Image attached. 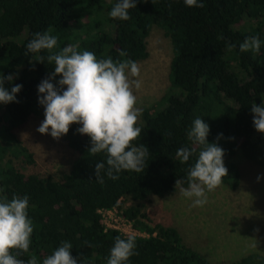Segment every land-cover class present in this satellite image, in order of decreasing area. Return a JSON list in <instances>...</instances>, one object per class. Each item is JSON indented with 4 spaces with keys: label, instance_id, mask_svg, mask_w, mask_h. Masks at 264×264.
I'll return each instance as SVG.
<instances>
[{
    "label": "trees",
    "instance_id": "trees-1",
    "mask_svg": "<svg viewBox=\"0 0 264 264\" xmlns=\"http://www.w3.org/2000/svg\"><path fill=\"white\" fill-rule=\"evenodd\" d=\"M201 2L204 8H189L184 0H136L130 19L120 21L102 15L104 0H0V74L14 77L11 84H4L9 91L22 85L18 102L0 104V199L29 197L34 231L29 253L21 259L35 255L42 264L62 241H68L77 264H107L115 237H127L105 230L100 211L120 207L126 199L134 205L124 209V217L149 235L135 237L138 254L128 264H215L187 245L177 229L148 226L143 213L150 198H164L188 187V170L202 150L187 136L197 117L209 125L207 142L224 150L223 159L241 150L247 160L264 165V134L255 130L251 112L253 103H264V0ZM49 28L58 38L55 52L75 45L78 51L94 52L98 59H130L137 64L149 58L148 38L154 28L171 40L172 91L164 95L161 109L142 111L144 123L137 124L142 131L134 143L149 151L143 172L123 171L116 181L104 176L105 182L97 183L95 167L105 162L107 168L106 155L88 154L90 138L78 133L77 124L61 137L77 154L61 180L26 175L12 165V159L22 156L29 164L34 162V154L22 146L16 132L32 116L44 113L38 85L52 75L54 63H48L47 51L27 56L25 52L33 34ZM253 36L262 42L260 52H240L239 44ZM226 42L237 47L229 50ZM121 50L127 57L119 56ZM36 55L45 57L43 63ZM60 78L51 80L58 88ZM182 147L193 152L184 164L176 157ZM227 170L222 184L232 187L238 170L235 165ZM176 180L181 181L177 187ZM227 264H264V255L251 252Z\"/></svg>",
    "mask_w": 264,
    "mask_h": 264
},
{
    "label": "clouds",
    "instance_id": "clouds-1",
    "mask_svg": "<svg viewBox=\"0 0 264 264\" xmlns=\"http://www.w3.org/2000/svg\"><path fill=\"white\" fill-rule=\"evenodd\" d=\"M184 4L189 8L205 7L201 0H184ZM136 6V0H119L109 16L127 21L130 19L129 10ZM51 32L49 28L43 33H34L25 52L27 56L47 51L48 63H54L52 75L38 85V102L44 107L45 118L37 131L59 140L67 135L71 125H81L78 133L88 136L91 141L88 154L106 155L107 168L105 162H99L95 167L97 183L103 184L104 176L116 181L123 171L143 172L149 151L146 146L134 143L142 131L137 126L142 112L136 106L134 94V89L139 90L142 86L138 64L130 59H98L94 52L78 51L75 45L55 52L58 38ZM261 43L258 36L249 37L239 44V50L258 54ZM226 47L231 50L237 45L226 42ZM127 55L124 50L119 52L121 58ZM36 59L43 63L45 57L36 55ZM57 76L61 77L59 88L51 82ZM13 79L12 75L0 74V104L18 102L16 95L22 85L13 86L10 91L4 87L6 81L11 84ZM251 112L255 130L264 134V103L260 106L253 103ZM209 131V125L197 117L187 133L190 141L202 146L197 161L188 170V187L180 189L182 196L193 200L192 207H203L208 202L207 193L221 186L223 178L228 175L223 161L224 150L216 143L207 142ZM192 154V150L182 147L177 150L176 157L184 164ZM180 184L181 181L176 180V187ZM28 208L27 195H13L11 200L7 197L0 199V264H39L35 255L27 261L20 258L29 253L32 244L34 224L28 216ZM72 248L70 242L62 241L51 255L43 259L42 264H77V259L71 254ZM135 249L134 236L127 239L115 237L107 264H128L130 258L138 254Z\"/></svg>",
    "mask_w": 264,
    "mask_h": 264
},
{
    "label": "rangeland",
    "instance_id": "rangeland-1",
    "mask_svg": "<svg viewBox=\"0 0 264 264\" xmlns=\"http://www.w3.org/2000/svg\"><path fill=\"white\" fill-rule=\"evenodd\" d=\"M116 3L117 0H104L102 15H109ZM148 51L149 58L138 64L142 86L134 89L136 106L141 112L161 109L164 95L172 91L169 81L172 44L164 31L152 30ZM230 63L240 76L244 74L236 63ZM44 118V113L34 115L16 132L22 146L34 154L33 164L22 156L12 159V165L26 175L37 174L59 181L70 172L77 154L61 138L56 140L37 131ZM143 123L141 114L138 125ZM223 161L226 168L235 165L238 175L233 178L232 187L221 184L215 191L208 192V202L203 207H192L193 200L181 195V187L164 198L152 197L143 206L148 226L177 229L187 245L215 264H227L251 252L264 255V165L247 160L241 150ZM132 205V201L122 200L120 207L110 210L113 220L103 219L104 226L119 232L125 229L129 236L148 237L133 221L122 227L121 223L127 220L123 211Z\"/></svg>",
    "mask_w": 264,
    "mask_h": 264
},
{
    "label": "built area",
    "instance_id": "built-area-1",
    "mask_svg": "<svg viewBox=\"0 0 264 264\" xmlns=\"http://www.w3.org/2000/svg\"><path fill=\"white\" fill-rule=\"evenodd\" d=\"M115 209V208H114ZM114 209H111V210H114ZM100 214L102 215V224L104 225V220L103 219H105V221H107V220H113V217H112V212L110 211V210H101L100 211ZM106 216L108 217V219L106 218ZM104 217V218H103ZM125 218V217H124ZM129 221L130 220H125V221H123L122 223H121V225H123L122 227H124V226H126L127 224H129ZM124 222H125V224H124ZM130 222H132V221H130ZM105 225H106V222H105ZM105 227V226H104ZM118 229V228H117ZM105 230H109L108 228H105ZM110 230H115V229H110ZM122 230V234L124 235V236H126V237H128L129 235H127L126 234V231H125V229H121ZM134 237H136V236H134Z\"/></svg>",
    "mask_w": 264,
    "mask_h": 264
}]
</instances>
